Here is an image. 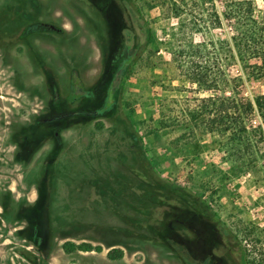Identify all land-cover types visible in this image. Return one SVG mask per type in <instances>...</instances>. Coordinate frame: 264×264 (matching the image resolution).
Segmentation results:
<instances>
[{
	"label": "rangeland",
	"instance_id": "1",
	"mask_svg": "<svg viewBox=\"0 0 264 264\" xmlns=\"http://www.w3.org/2000/svg\"><path fill=\"white\" fill-rule=\"evenodd\" d=\"M228 8L0 0V264H188L176 232L199 220L264 264L263 123L240 114L264 78Z\"/></svg>",
	"mask_w": 264,
	"mask_h": 264
},
{
	"label": "trees",
	"instance_id": "2",
	"mask_svg": "<svg viewBox=\"0 0 264 264\" xmlns=\"http://www.w3.org/2000/svg\"><path fill=\"white\" fill-rule=\"evenodd\" d=\"M228 12L226 18L229 23L234 20L243 26L240 33L231 36L234 44H237V50L245 53L244 58L240 59L244 68L243 71L248 78H264V10L259 9L252 1L248 3L242 0H227ZM232 25V24H231ZM233 47L229 45L230 58H233ZM239 77L229 78V84L233 89V83L239 82ZM231 103H234L232 101ZM257 110L258 116L262 120L263 126L251 128L253 132H258L259 136L264 135V93L254 96L250 100H245L243 110L240 114L249 116ZM235 113V112H233ZM67 253L73 250L79 251H100V247H93L90 244H71L69 242L63 245ZM122 250L112 249L108 252L109 259L121 258Z\"/></svg>",
	"mask_w": 264,
	"mask_h": 264
},
{
	"label": "flooded vegetation",
	"instance_id": "3",
	"mask_svg": "<svg viewBox=\"0 0 264 264\" xmlns=\"http://www.w3.org/2000/svg\"><path fill=\"white\" fill-rule=\"evenodd\" d=\"M199 222L201 224L179 226L176 232L177 248L181 251L183 245H188L190 250L180 253L178 260L182 262V256L188 264H232L234 261L229 247L224 243L222 229L212 224H203V220Z\"/></svg>",
	"mask_w": 264,
	"mask_h": 264
}]
</instances>
